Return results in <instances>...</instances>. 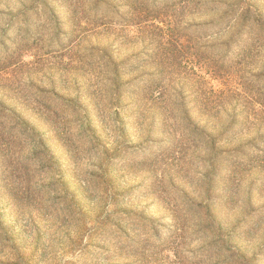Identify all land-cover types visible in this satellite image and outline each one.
<instances>
[{
  "label": "rangeland",
  "instance_id": "rangeland-1",
  "mask_svg": "<svg viewBox=\"0 0 264 264\" xmlns=\"http://www.w3.org/2000/svg\"><path fill=\"white\" fill-rule=\"evenodd\" d=\"M237 2L264 19V0H0V69L19 44L29 64L19 92L22 67L0 75V264H264V122L204 127Z\"/></svg>",
  "mask_w": 264,
  "mask_h": 264
},
{
  "label": "trees",
  "instance_id": "trees-1",
  "mask_svg": "<svg viewBox=\"0 0 264 264\" xmlns=\"http://www.w3.org/2000/svg\"><path fill=\"white\" fill-rule=\"evenodd\" d=\"M241 5L243 7H241ZM38 7V6H37ZM34 7L29 6L23 9V13L19 11V16L14 18L12 22L9 24V27L13 26L17 20L23 19L26 14L31 12V9ZM239 9L242 10L240 15V24L237 25L236 29L233 31L234 37L224 44V46L216 47L215 49L222 51L223 54L219 57L222 60L221 72L223 76H226V83H224L223 90L219 92L211 91L213 95L207 97V99L203 102V109L205 110V117L207 118L205 123V129L210 131L209 128L214 129L212 127L213 122L221 119L222 123L220 129H217V141H221V139H225L231 132L234 131V127L238 123V120L243 115L254 116L256 121L261 119V122H264V59L260 58V53L264 48V19L258 17L257 14H252L251 6L243 5L241 2L234 3L230 9L226 11V14L222 16L215 24H225L227 25L234 18V10ZM238 15V17H239ZM8 29V27H7ZM6 29V30H7ZM16 32H19L17 29ZM239 44H241L239 46ZM19 47V48H17ZM236 47V50L233 51L232 48ZM22 45H17L10 53H8V57L10 60V65L12 68L4 67L0 69V75H2L6 69L9 70V73L14 72V75L19 73V68L22 67L19 73V82L13 81L15 86V91L19 92L20 88H26L25 84L21 82L22 77V69L29 67V64L22 63L20 60V53L22 51ZM25 50L26 46H25ZM91 54H95L97 57V61L95 62L98 65L99 69H97L98 77L100 79H104L108 77V72L105 67L108 65L106 63L107 60H110V56L107 50L99 52V50L90 51ZM37 56V55H36ZM88 56V54L86 55ZM37 59H39L37 57ZM167 61V59H163L162 61ZM81 62V61H80ZM119 65L114 64L111 69V74L114 82L109 86L115 101L120 98L121 87L125 86L126 83H122L120 81V73L118 71ZM233 70L235 75H231L228 70ZM215 72H218L215 70ZM8 73V74H9ZM147 74V75H145ZM164 74V73H162ZM145 77H154V71H150L144 73ZM27 76V75H26ZM222 76V78H223ZM144 77V76H143ZM105 84V79L102 82ZM18 86V89H17ZM106 89V88H105ZM108 91V90H107ZM152 96V94H151ZM160 98V97H159ZM154 101V97H152ZM167 111H171V107H165ZM230 111V115L222 114L221 112L226 110ZM13 116H16L20 122L16 123V126L21 125L24 128L32 129L30 125H28L25 121H23L22 117H19L17 114V109H15ZM114 118L117 121L119 117V111L116 110L114 112ZM207 122H212V124H207ZM40 133L37 132V136L40 137ZM121 150H117L115 156ZM226 155V154H225ZM264 159V156L261 158ZM234 176V175H232Z\"/></svg>",
  "mask_w": 264,
  "mask_h": 264
}]
</instances>
